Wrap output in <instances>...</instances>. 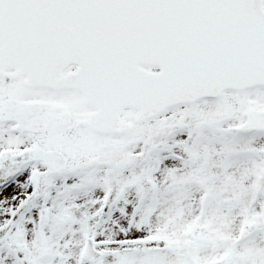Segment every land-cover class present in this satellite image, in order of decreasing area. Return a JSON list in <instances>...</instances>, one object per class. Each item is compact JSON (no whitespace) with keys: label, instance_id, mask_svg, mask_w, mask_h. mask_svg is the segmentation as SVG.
Instances as JSON below:
<instances>
[{"label":"snow or ice","instance_id":"obj_1","mask_svg":"<svg viewBox=\"0 0 264 264\" xmlns=\"http://www.w3.org/2000/svg\"><path fill=\"white\" fill-rule=\"evenodd\" d=\"M0 264H264V0H0Z\"/></svg>","mask_w":264,"mask_h":264}]
</instances>
